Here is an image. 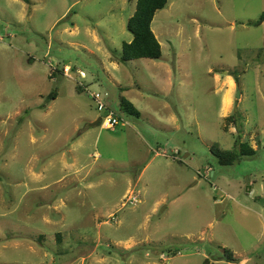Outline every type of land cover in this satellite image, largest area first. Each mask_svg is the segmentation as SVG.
<instances>
[{"label": "rangeland", "instance_id": "obj_1", "mask_svg": "<svg viewBox=\"0 0 264 264\" xmlns=\"http://www.w3.org/2000/svg\"><path fill=\"white\" fill-rule=\"evenodd\" d=\"M135 5L0 0V264H264V0H168L118 63ZM98 91L139 117L89 127Z\"/></svg>", "mask_w": 264, "mask_h": 264}, {"label": "trees", "instance_id": "obj_2", "mask_svg": "<svg viewBox=\"0 0 264 264\" xmlns=\"http://www.w3.org/2000/svg\"><path fill=\"white\" fill-rule=\"evenodd\" d=\"M28 3V0H22ZM168 0H136L133 15L127 20L126 29L132 35L128 43L122 44L121 56L115 61L127 63L134 60L149 59L157 60L161 57V47L154 33L151 30V23L157 11L166 7ZM264 22V13L253 26H260ZM114 60V59H113ZM56 92H51L47 99H55ZM120 119L123 117H139L138 111L133 105L123 98H119L118 110L115 111ZM236 115H230L225 120L235 122ZM98 126H100L98 124ZM212 154L217 163L221 166H231L242 156H252L255 151L246 143H242L239 149L220 150L217 147L211 148ZM60 235L56 234L59 239ZM228 262H235L234 258H227ZM205 264V263H204Z\"/></svg>", "mask_w": 264, "mask_h": 264}, {"label": "built area", "instance_id": "obj_3", "mask_svg": "<svg viewBox=\"0 0 264 264\" xmlns=\"http://www.w3.org/2000/svg\"><path fill=\"white\" fill-rule=\"evenodd\" d=\"M88 96L92 100L95 110L98 113V118L100 119L99 125L102 129H112L120 122V118L117 113L109 108L107 101L109 94L107 92H88ZM130 204L138 203V196H132L128 199ZM168 260H165L167 264Z\"/></svg>", "mask_w": 264, "mask_h": 264}, {"label": "crops", "instance_id": "obj_4", "mask_svg": "<svg viewBox=\"0 0 264 264\" xmlns=\"http://www.w3.org/2000/svg\"><path fill=\"white\" fill-rule=\"evenodd\" d=\"M229 87H230V89H234L235 88V83H233L232 81H230L229 82ZM122 92H127V90H123L122 88H119ZM229 89V90H230ZM229 95H228V92L225 94V96H224V100H223V104H222V106H223V110H224V112H227L229 109H228V106H229ZM110 99L107 101V105L109 106V108H110ZM98 119V118H97ZM96 119V120H97ZM90 127V126H89ZM222 263H225L224 261H221V260H214V261H212V262H208L207 260L205 261V264H222ZM225 264H237V263H225ZM238 264H240L239 263V261H238Z\"/></svg>", "mask_w": 264, "mask_h": 264}, {"label": "water", "instance_id": "obj_5", "mask_svg": "<svg viewBox=\"0 0 264 264\" xmlns=\"http://www.w3.org/2000/svg\"><path fill=\"white\" fill-rule=\"evenodd\" d=\"M100 119L98 118L93 124H90V127H96L99 124Z\"/></svg>", "mask_w": 264, "mask_h": 264}, {"label": "bare ground", "instance_id": "obj_6", "mask_svg": "<svg viewBox=\"0 0 264 264\" xmlns=\"http://www.w3.org/2000/svg\"><path fill=\"white\" fill-rule=\"evenodd\" d=\"M228 94H229V92H228Z\"/></svg>", "mask_w": 264, "mask_h": 264}]
</instances>
